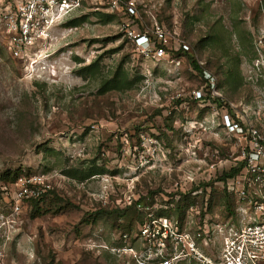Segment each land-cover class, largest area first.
I'll list each match as a JSON object with an SVG mask.
<instances>
[{
    "label": "rangeland",
    "instance_id": "1",
    "mask_svg": "<svg viewBox=\"0 0 264 264\" xmlns=\"http://www.w3.org/2000/svg\"><path fill=\"white\" fill-rule=\"evenodd\" d=\"M139 16L142 30L158 23L173 44L190 45L170 53L185 56L180 67L138 56L129 20L107 4H86L56 27L41 71L10 53L0 21V216L20 175L55 177L54 192L24 205L8 240L0 228L6 264H165L175 255L165 218L179 232L208 222L215 243L205 252L219 248L217 226L233 221L221 178L242 152L226 116L264 133V0H142ZM121 68L130 87L105 89ZM209 75L223 98L211 94ZM196 88L206 102L192 98ZM144 195L139 224L119 209ZM180 197L183 219L173 207Z\"/></svg>",
    "mask_w": 264,
    "mask_h": 264
},
{
    "label": "built area",
    "instance_id": "2",
    "mask_svg": "<svg viewBox=\"0 0 264 264\" xmlns=\"http://www.w3.org/2000/svg\"><path fill=\"white\" fill-rule=\"evenodd\" d=\"M0 3L3 4L4 0ZM86 4H107L113 11L123 14L129 20L126 23L128 37L134 43L138 56L145 60L158 62L168 58L180 67L185 56L171 57V51L190 50V45L182 40L173 44L172 35L164 25L156 23L150 31L140 28L138 20L142 0H12L0 6V21L10 53L23 60L29 71L46 68L52 32L66 21L72 11ZM207 83L214 97L223 98L213 76H208ZM191 96L198 102L207 100L199 88L194 89ZM226 121L242 145L240 162L243 166L238 174L225 182L227 192L236 200V213L231 215L233 221L217 226L215 233L220 237L219 248L206 253L205 250L215 243L208 222L204 221L193 233L187 230L179 232L178 226L169 224L165 218V238L173 239L172 254H175L165 258V264H180L187 260L189 264H264V133L255 125L242 124L229 115ZM54 178L51 174L35 172L20 175L12 183L10 212L0 216V228L4 229L7 240L24 205L52 191ZM154 221L158 220L151 223ZM151 225L143 226V234L150 233ZM0 264H6L3 251H0Z\"/></svg>",
    "mask_w": 264,
    "mask_h": 264
},
{
    "label": "trees",
    "instance_id": "3",
    "mask_svg": "<svg viewBox=\"0 0 264 264\" xmlns=\"http://www.w3.org/2000/svg\"><path fill=\"white\" fill-rule=\"evenodd\" d=\"M178 52L185 54L187 51H178ZM192 62H193L194 68L196 70L202 72V68H201L200 64L195 60H193ZM96 64H97V62H94L88 66L81 68L79 70L80 75L84 78H86L88 75H93L96 72V68H95ZM130 85H131V80H130L128 72H126L125 70H122V68H121L115 73V75L113 76V78L111 80H107L105 82L104 87H105V89H121V88H129ZM242 166H243V163L240 162L238 166L233 167L230 171L225 173L224 177H222L221 179L226 182V180L228 178L238 174V172L241 170ZM95 174H97V172H92V173H90L89 176H92ZM225 190H226V188H225ZM53 192H54V190L50 191L48 194L43 196L41 199H32L29 202L38 204L40 200L48 197V195L50 193H53ZM147 198H148V195L140 196L138 199L133 200V202H131L130 205H126L123 209H119V210H122L123 212L124 211L133 212V214L136 215V218H135L136 221H138V223L140 224L143 222L144 212H142V210L138 209V206L139 205L143 206L144 200ZM223 199L225 200L226 209L228 210L230 215H235V213H236V200H235L234 196L229 194L226 190ZM182 200H183V198L180 197V199L178 200V203H176L173 206L175 213L178 216H180L179 217L180 219H183V216L185 215V209L187 207L184 205H180V201H182ZM159 214L161 217V216L165 215V212H160Z\"/></svg>",
    "mask_w": 264,
    "mask_h": 264
}]
</instances>
